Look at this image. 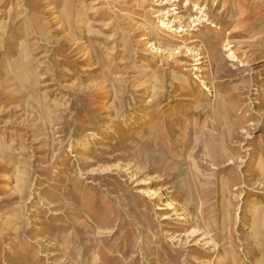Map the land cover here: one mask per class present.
<instances>
[{
    "label": "rangeland",
    "instance_id": "rangeland-1",
    "mask_svg": "<svg viewBox=\"0 0 264 264\" xmlns=\"http://www.w3.org/2000/svg\"><path fill=\"white\" fill-rule=\"evenodd\" d=\"M187 1L0 0V264H264V0Z\"/></svg>",
    "mask_w": 264,
    "mask_h": 264
},
{
    "label": "bare ground",
    "instance_id": "bare-ground-1",
    "mask_svg": "<svg viewBox=\"0 0 264 264\" xmlns=\"http://www.w3.org/2000/svg\"><path fill=\"white\" fill-rule=\"evenodd\" d=\"M173 2H176L177 0H172ZM189 1V0H188ZM187 1V2H188ZM168 4V2H166V3H164L163 5H167ZM178 8L177 7H175L173 4L171 5V7H168V8H165V9H159V10H157L156 11V15H155V18H158V20L160 21V23L162 22V24H163V27H167V28H170L171 26L172 27H175L176 26V23L177 22H182L183 23V21H182V18H176V19H174L173 21H169V22H165L164 21V16L166 15V14H169V13H171V12H173V11H176ZM162 27V28H163ZM181 28V29H180ZM182 28H183V26L182 25H180L179 27H177V28H175V31H176V33H181L183 30H182ZM159 29V28H158ZM158 29L157 30H155V33H154V36L157 38V40H159V41H162L163 42V37L161 36V33L158 31ZM180 29V30H179ZM234 29V28H233ZM148 39V37L147 36H145V37H143V40H147ZM165 41H168V40H166V39H164ZM169 42V41H168ZM167 42V43H168ZM148 43H153V42H151V41H149ZM228 43H229V45H231V40L229 39L228 40ZM231 47H232V45H231ZM190 51V50H189ZM232 54L233 55H235V52H232ZM163 59V58H162ZM192 59V58H191ZM174 60H175V63L176 64H178V63H180L181 65H185V66H188V65H191L188 61H184V60H182L181 58H180V56H175L174 57ZM202 60H203V57L201 56V55H198L193 61H196V64H193L194 65V67H193V69L192 70H195V71H203V69H202V67H201V65L203 64V62H202ZM162 64V63H161ZM180 66V65H179ZM198 67V68H197ZM84 69H87V68H84ZM202 77V76H201ZM213 148V149H212ZM211 153L212 154H214L215 156H216V151H215V149H214V147H211ZM260 170H261V172H263L264 173V166H261L260 167ZM167 204V208H165V207H159V209H163V210H175L176 208H175V206H174V204L173 203H171V202H168V203H166ZM252 206H254L253 207V209H254V214H253V219H255V221H264V215L262 216V220H259L258 218H259V216H261V208L259 207V206H256V205H253L252 204ZM164 219H168L169 218V215L168 214H164ZM187 218H186V216H180V218H179V220H186ZM209 234V233H208ZM206 235H207V233H206ZM193 236H195V237H198L199 236V233L197 232V231H195V232H193ZM212 238H210V240H209V242L210 241H212L211 240ZM207 243H208V241H207ZM225 263V262H224ZM234 264H236V261L234 262Z\"/></svg>",
    "mask_w": 264,
    "mask_h": 264
}]
</instances>
